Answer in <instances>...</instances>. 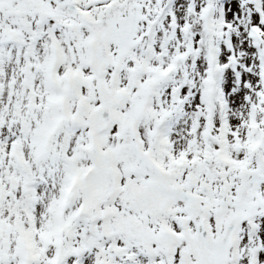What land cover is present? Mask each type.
<instances>
[{
    "label": "snow or ice",
    "instance_id": "1",
    "mask_svg": "<svg viewBox=\"0 0 264 264\" xmlns=\"http://www.w3.org/2000/svg\"><path fill=\"white\" fill-rule=\"evenodd\" d=\"M0 264H264V0H0Z\"/></svg>",
    "mask_w": 264,
    "mask_h": 264
}]
</instances>
